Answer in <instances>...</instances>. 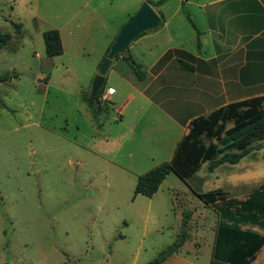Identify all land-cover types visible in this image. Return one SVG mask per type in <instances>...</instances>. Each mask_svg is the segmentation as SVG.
I'll return each instance as SVG.
<instances>
[{
	"label": "rangeland",
	"instance_id": "374dc122",
	"mask_svg": "<svg viewBox=\"0 0 264 264\" xmlns=\"http://www.w3.org/2000/svg\"><path fill=\"white\" fill-rule=\"evenodd\" d=\"M142 1L156 0H0V32L10 36L0 49V264H147L175 241L185 212L187 236L178 252L187 263L180 264H209L218 214L195 192L220 188L241 199L264 186L263 137L238 163L210 171L205 162L185 179L169 172L151 197H132L136 176L168 160L186 128L153 117L136 91L144 82L117 70L105 73L112 106L97 116L101 128L79 96L90 92L81 89ZM178 2L151 5L166 22L130 43L143 71L170 47L196 49ZM184 6L203 28L198 8ZM51 28L63 50L47 57L42 33ZM115 68L127 72L128 65ZM127 93L133 97L123 105ZM103 94L102 106L109 101ZM176 105L164 107L183 122L196 110ZM132 108L140 123L129 131ZM123 132L122 143L94 145ZM251 264H264V246Z\"/></svg>",
	"mask_w": 264,
	"mask_h": 264
},
{
	"label": "crops",
	"instance_id": "0c3cea01",
	"mask_svg": "<svg viewBox=\"0 0 264 264\" xmlns=\"http://www.w3.org/2000/svg\"><path fill=\"white\" fill-rule=\"evenodd\" d=\"M178 3L180 9L182 5L193 4L198 8L204 20V27L199 28L188 12L194 24L192 26L189 22L194 29L192 39L196 46L194 51L185 49L183 46L168 48L148 70L143 71L140 64L144 72L142 79L135 76L128 61L121 59L112 60L107 71L117 70L122 78L128 77L143 81L144 86L136 90L141 102L146 103L152 110L153 117L179 125L183 132L188 122L196 116L207 115L211 110L231 101L264 96V0H179ZM161 19L160 25L166 22L163 15ZM143 34L145 32L141 35ZM110 44L105 47L100 61L106 55ZM132 47L129 46V52ZM134 54L130 53L135 61ZM178 59L187 63L191 68L181 66ZM119 61L127 63V72L115 68V64ZM97 72L98 66L93 70L89 83L81 91L90 88L92 78ZM104 80L106 82L105 78ZM106 86L104 83L103 97L109 100L107 105L112 106V100L106 93ZM229 86L234 87V97L230 99H228ZM108 92L115 93L116 89L109 86ZM127 96L123 105L133 97L130 93H127ZM79 99L85 104L80 96ZM169 101L174 105L177 102L176 106L179 105V107L190 104L195 106L196 110L183 122L176 115V111L174 115L172 110L170 112L164 107L165 102ZM88 107L90 110L86 107V111L95 118L96 127L101 128L102 123L96 118L101 113L108 112L110 108L102 109L100 113L95 114L91 107ZM199 108L203 110L199 111ZM131 112L132 115L134 114L133 117L125 122L128 130L138 128L140 123V120L135 118L139 110L132 108ZM179 116L181 117L180 114ZM124 140H128L126 132L118 136L99 138L94 145L107 147L122 143ZM128 154H131L130 150ZM252 228L257 230L256 227ZM179 249L167 256L160 264L187 263L186 257L179 254Z\"/></svg>",
	"mask_w": 264,
	"mask_h": 264
},
{
	"label": "trees",
	"instance_id": "16d2710c",
	"mask_svg": "<svg viewBox=\"0 0 264 264\" xmlns=\"http://www.w3.org/2000/svg\"><path fill=\"white\" fill-rule=\"evenodd\" d=\"M165 1L167 0H156L151 2V5L158 7ZM182 10L194 26L184 5ZM159 15L162 18V15ZM42 36L47 57L62 53L61 36L57 29H47L43 31ZM9 37L8 34L0 32V49ZM120 56L129 61L130 68L138 79L144 77L140 64L136 63L131 55L125 57L119 54L114 59ZM178 61L181 66L191 68L182 60ZM104 83L95 95L96 107L88 101L90 92L81 97L95 114L109 108L107 104L102 106L100 101ZM186 128L168 160L137 176L133 198L138 194L151 197L169 172L185 179L205 162H209L208 168L212 171L223 163H238L241 158L256 149L259 145L254 146L252 142L264 137V96L231 101L211 110L207 115L192 118ZM195 194L205 204L212 206L218 214L209 264H250L264 245V233L252 228L264 230V186L253 189L241 199L226 196L220 188ZM189 214H183L182 229L175 241L147 264H160L181 247L187 236L185 227Z\"/></svg>",
	"mask_w": 264,
	"mask_h": 264
},
{
	"label": "water",
	"instance_id": "95a60500",
	"mask_svg": "<svg viewBox=\"0 0 264 264\" xmlns=\"http://www.w3.org/2000/svg\"><path fill=\"white\" fill-rule=\"evenodd\" d=\"M161 17L147 2L142 1L135 13L119 28L109 49L98 66V72L93 76L88 101L95 107V95L104 83L105 73L116 55L125 57L130 55L129 45L142 33L157 28L161 24Z\"/></svg>",
	"mask_w": 264,
	"mask_h": 264
}]
</instances>
